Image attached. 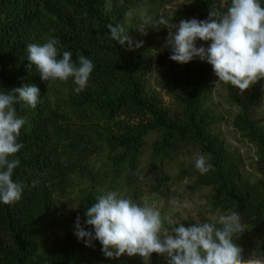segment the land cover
I'll return each instance as SVG.
<instances>
[{"label":"trees","instance_id":"16d2710c","mask_svg":"<svg viewBox=\"0 0 264 264\" xmlns=\"http://www.w3.org/2000/svg\"><path fill=\"white\" fill-rule=\"evenodd\" d=\"M189 1L180 10L186 19L204 20L210 9L223 12L230 5V0ZM143 2L116 0L109 8L107 0H0V90L25 84L40 89L35 109L15 104L17 115L26 121L18 137L23 147L12 157L20 161L13 180L23 185V192L19 201L0 202V264H145L139 255L105 257L98 240L91 248L85 246L74 235L73 220H86V208L105 193L102 182L127 178L125 170L132 174L138 169L149 137L155 158L165 160L189 148L205 155L213 170L201 175L194 163L182 167L178 178L190 177L192 191L207 189L213 212L240 214L243 231L236 242L246 257L257 247L264 250V124L253 113L264 95V80L243 93L227 84L238 106L234 126L256 147L260 178L253 181L216 131L218 116L206 106L216 81L212 65L199 58L177 63L169 58L171 50L159 54L160 86L172 99L166 105L148 86L154 66L145 44L128 53L110 38L107 25H124V11ZM50 38L59 41L61 56L69 50L74 62L78 55L93 62L88 85L80 93L71 78L48 86L35 66L28 70L27 44ZM104 152L108 160L98 166L94 158ZM77 177L82 181L76 215L67 216L66 200ZM167 179H158L154 188L169 196ZM33 181H38L35 187ZM197 221L212 222L204 215L181 223L190 227Z\"/></svg>","mask_w":264,"mask_h":264},{"label":"clouds","instance_id":"9594fccd","mask_svg":"<svg viewBox=\"0 0 264 264\" xmlns=\"http://www.w3.org/2000/svg\"><path fill=\"white\" fill-rule=\"evenodd\" d=\"M134 11H139L142 25L153 23L143 9H129L125 17H132ZM155 23L169 30L165 47L171 48L172 61L180 64L194 58L206 61L218 77L216 84H231L242 93L264 80V6L260 0H230L226 11L210 9L204 20L183 19L177 25L161 16ZM107 28L110 38L121 46L127 45L129 51L144 45L143 40H134L123 24L110 23ZM145 29L141 26L137 30L146 36ZM198 40L210 43L198 47ZM58 43L50 38L43 44H27V68L30 71L35 66L48 86L50 81L71 78L77 85L74 91L80 93L88 85L94 64L84 55H78L74 62L69 50L61 56ZM39 98L40 89L34 84L0 90V202L6 205L19 201L23 192V185L13 180L20 161L12 157L23 147L18 137L26 121L17 115L15 104L22 102L35 109ZM195 168L203 175L213 170V165L201 154L195 160ZM37 184L38 181H33L32 187ZM84 215L83 223L77 216L74 235L90 248L98 240L103 255L110 259L125 254L150 258L157 253L166 258V264H264V250L257 247L246 257L236 242L243 231L236 211L220 215L217 222L197 221L185 227L171 217L162 219L161 212L146 201L138 203L108 191L98 195ZM85 224L94 231L86 230Z\"/></svg>","mask_w":264,"mask_h":264},{"label":"rangeland","instance_id":"374dc122","mask_svg":"<svg viewBox=\"0 0 264 264\" xmlns=\"http://www.w3.org/2000/svg\"><path fill=\"white\" fill-rule=\"evenodd\" d=\"M116 0H107L108 7L110 8ZM189 0H172L167 3L165 0H144L139 6L127 8L139 10L143 9L144 12L153 20L152 24L142 25V19L139 11H134L133 16L130 18L124 17V27L134 40H143L145 49L150 57H153V70L147 77L148 86L151 90L160 93L166 105H171V95L167 90L160 86L161 71L158 66L159 54L168 53L170 47H165L166 39L169 30L164 28V25L155 23L161 16L168 19L169 22L179 24L185 17L180 15V10L184 5L189 4ZM146 27L147 35L142 36L137 30L139 27ZM210 42L197 41V46L207 47ZM124 50H127V45H124ZM216 81L212 85L209 92L206 106L214 111L219 118V123L216 126V131L221 134L226 141L228 147L235 152L243 162V170L251 180L256 181L260 178V173L257 171L254 163L256 159V147L248 140L244 139L239 131L234 126L235 115L238 112V106L234 103L228 93L227 84ZM264 91V85H263ZM254 117L264 124V95L261 101L254 109ZM152 138L149 137L146 141L145 150L143 151L141 162L138 169L130 174L125 170L124 176L127 178H120L114 180H106L101 183L102 190L106 193L108 191H115L119 196L124 198H131L138 203L148 202L151 206L155 207L161 212L162 219L164 217H171L177 222H182L189 217L202 218L208 217L212 222H217L220 216L219 213L213 212L210 209L207 199V189L192 191L188 185L192 183L190 177L179 179L181 168L195 163L198 155L197 148H189L181 151L177 155L168 157L163 160L159 157L155 158L152 153ZM205 156V155H204ZM206 157V156H205ZM108 160L106 153H101L94 158L98 166L102 165ZM143 177V179H141ZM74 190H69L70 199L66 200L65 211L67 216L76 215V191L81 186V178L77 177ZM168 178L167 187L164 188L167 195L162 194L154 188L158 179ZM77 181V180H75ZM70 221V219H68ZM75 222V220H73ZM165 221V228H167ZM145 264H166V258L160 254L153 253L150 258H143Z\"/></svg>","mask_w":264,"mask_h":264}]
</instances>
